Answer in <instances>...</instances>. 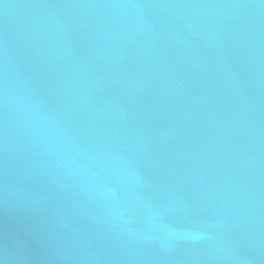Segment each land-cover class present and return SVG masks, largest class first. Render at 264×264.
<instances>
[{
  "label": "water",
  "instance_id": "1",
  "mask_svg": "<svg viewBox=\"0 0 264 264\" xmlns=\"http://www.w3.org/2000/svg\"><path fill=\"white\" fill-rule=\"evenodd\" d=\"M0 264H264V0H0Z\"/></svg>",
  "mask_w": 264,
  "mask_h": 264
}]
</instances>
